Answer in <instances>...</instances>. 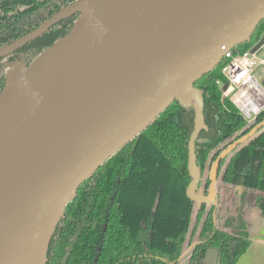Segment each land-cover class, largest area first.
Returning a JSON list of instances; mask_svg holds the SVG:
<instances>
[{
    "label": "water",
    "instance_id": "obj_1",
    "mask_svg": "<svg viewBox=\"0 0 264 264\" xmlns=\"http://www.w3.org/2000/svg\"><path fill=\"white\" fill-rule=\"evenodd\" d=\"M79 12L72 29L31 63L15 62L0 94V264H46L66 205L81 182L174 100H195L188 194L196 193L195 142L205 126L194 83L264 19V0H76L0 48V58ZM264 34L253 46L260 54ZM264 124V122H263ZM205 264H221L209 248Z\"/></svg>",
    "mask_w": 264,
    "mask_h": 264
},
{
    "label": "trees",
    "instance_id": "obj_2",
    "mask_svg": "<svg viewBox=\"0 0 264 264\" xmlns=\"http://www.w3.org/2000/svg\"><path fill=\"white\" fill-rule=\"evenodd\" d=\"M75 1L0 0V48ZM79 15L62 18L0 58V94L9 68L19 60L31 63L69 33ZM263 34L264 19L232 52H245ZM226 59L194 83L202 92L205 116L195 142L200 171L196 193L209 195L214 162L255 130L221 158L215 201L188 194L194 180L189 145L197 111L194 99L189 105L176 99L81 182L66 205L46 264H205L209 248L219 250L221 264L237 263L251 244L245 208L253 195L264 214V109L250 121L224 95ZM187 245L192 249L184 261Z\"/></svg>",
    "mask_w": 264,
    "mask_h": 264
},
{
    "label": "built area",
    "instance_id": "obj_3",
    "mask_svg": "<svg viewBox=\"0 0 264 264\" xmlns=\"http://www.w3.org/2000/svg\"><path fill=\"white\" fill-rule=\"evenodd\" d=\"M252 48L239 54L229 49L224 55L227 61L222 68L227 79L224 95L229 96L250 121L264 109V88L254 74L256 66L264 65V48L260 54L252 52Z\"/></svg>",
    "mask_w": 264,
    "mask_h": 264
},
{
    "label": "crops",
    "instance_id": "obj_4",
    "mask_svg": "<svg viewBox=\"0 0 264 264\" xmlns=\"http://www.w3.org/2000/svg\"><path fill=\"white\" fill-rule=\"evenodd\" d=\"M255 202L253 195L245 208L246 233L251 244L236 264H264V214Z\"/></svg>",
    "mask_w": 264,
    "mask_h": 264
},
{
    "label": "rangeland",
    "instance_id": "obj_5",
    "mask_svg": "<svg viewBox=\"0 0 264 264\" xmlns=\"http://www.w3.org/2000/svg\"><path fill=\"white\" fill-rule=\"evenodd\" d=\"M254 74L256 75V77H257L260 85L264 88V65H258V66H256ZM218 182H219V179H218ZM193 225H194V223L191 224V229H190V231L188 233V237L189 238L191 237ZM191 249H192V247H190L189 245H187V249H186V254H185L184 261L188 258L189 254L191 252ZM182 264H184V262H182Z\"/></svg>",
    "mask_w": 264,
    "mask_h": 264
},
{
    "label": "flooded vegetation",
    "instance_id": "obj_6",
    "mask_svg": "<svg viewBox=\"0 0 264 264\" xmlns=\"http://www.w3.org/2000/svg\"><path fill=\"white\" fill-rule=\"evenodd\" d=\"M217 177H218V175H217ZM218 182V181H217ZM218 184V183H217Z\"/></svg>",
    "mask_w": 264,
    "mask_h": 264
}]
</instances>
